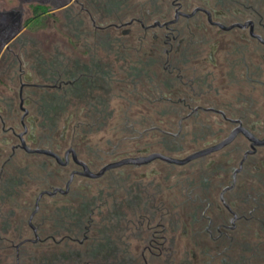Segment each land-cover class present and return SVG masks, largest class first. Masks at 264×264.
<instances>
[{
	"label": "flooded vegetation",
	"instance_id": "af4514ba",
	"mask_svg": "<svg viewBox=\"0 0 264 264\" xmlns=\"http://www.w3.org/2000/svg\"><path fill=\"white\" fill-rule=\"evenodd\" d=\"M39 14L62 44L30 37ZM42 226L112 264H264V0L26 5L0 53V240L18 257Z\"/></svg>",
	"mask_w": 264,
	"mask_h": 264
},
{
	"label": "trees",
	"instance_id": "16d2710c",
	"mask_svg": "<svg viewBox=\"0 0 264 264\" xmlns=\"http://www.w3.org/2000/svg\"><path fill=\"white\" fill-rule=\"evenodd\" d=\"M42 7L38 6L36 12H40ZM47 17L37 16V18H31L30 22H43ZM44 214V213H42ZM78 215V213H77ZM79 221L78 217H75L71 222ZM76 223V222H74ZM70 231L71 235L80 236L85 230L83 226H73L67 228ZM67 229H64L66 231ZM54 230L57 232H63L61 226L55 227ZM7 231L12 232V236L16 239H23L31 233V229L25 226L16 228V229H7ZM51 229L47 226H42L39 228L40 234L43 236L41 242H25L19 248V256L17 257V248L15 249V258L18 259V264H112V260L104 259L99 257L101 252L99 244L95 241L94 233H88L89 238L84 243H80L78 240L70 239L63 240L61 242H52L51 240H46L47 236L50 235ZM94 231V229H92ZM60 233V235H61ZM74 233V234H73ZM81 233V234H80ZM0 242H2L0 240ZM3 243V242H2ZM11 243V242H9ZM13 244V243H11ZM109 249V243L102 245ZM3 249L7 257L12 256L11 245H5L3 243ZM106 250V249H105Z\"/></svg>",
	"mask_w": 264,
	"mask_h": 264
},
{
	"label": "water",
	"instance_id": "95a60500",
	"mask_svg": "<svg viewBox=\"0 0 264 264\" xmlns=\"http://www.w3.org/2000/svg\"><path fill=\"white\" fill-rule=\"evenodd\" d=\"M17 1L18 4L11 8L8 9L0 8V53L3 50V48L23 29V21L25 18L26 5L38 3L41 5H51L54 9H59L66 6L73 0H17ZM37 209H38V205L37 208L34 210L33 214L37 211ZM38 239L39 236L31 240L37 241Z\"/></svg>",
	"mask_w": 264,
	"mask_h": 264
},
{
	"label": "rangeland",
	"instance_id": "374dc122",
	"mask_svg": "<svg viewBox=\"0 0 264 264\" xmlns=\"http://www.w3.org/2000/svg\"><path fill=\"white\" fill-rule=\"evenodd\" d=\"M3 1L4 5L7 7L13 6L17 4L16 0H1ZM57 18L56 21L51 19V21H39L34 22L32 21L27 26V31L33 37L34 41L37 43H41L44 45H49L53 43L55 44H62L63 43V35H62V17H54ZM29 236H32V233H28ZM11 245V252H13L12 256L7 257L4 249L3 243L0 242V264H18V259L16 260L14 254L17 244H11L9 242H5V245ZM27 264V263H23Z\"/></svg>",
	"mask_w": 264,
	"mask_h": 264
}]
</instances>
